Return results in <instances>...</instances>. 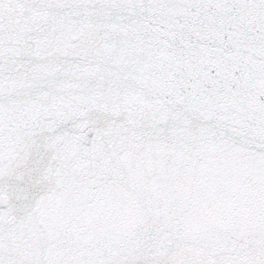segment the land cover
I'll list each match as a JSON object with an SVG mask.
<instances>
[{"label": "snow or ice", "instance_id": "snow-or-ice-1", "mask_svg": "<svg viewBox=\"0 0 264 264\" xmlns=\"http://www.w3.org/2000/svg\"><path fill=\"white\" fill-rule=\"evenodd\" d=\"M0 264H264V0H0Z\"/></svg>", "mask_w": 264, "mask_h": 264}]
</instances>
